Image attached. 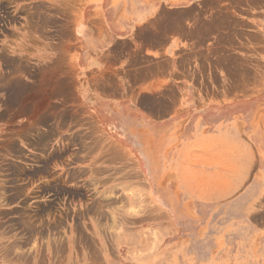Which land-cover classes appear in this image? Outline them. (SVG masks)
I'll use <instances>...</instances> for the list:
<instances>
[{
  "label": "rangeland",
  "instance_id": "rangeland-1",
  "mask_svg": "<svg viewBox=\"0 0 264 264\" xmlns=\"http://www.w3.org/2000/svg\"><path fill=\"white\" fill-rule=\"evenodd\" d=\"M88 1L0 0V264H264V0H103L178 36L159 98L187 102L158 132L150 107L75 106ZM152 151L179 187L152 186Z\"/></svg>",
  "mask_w": 264,
  "mask_h": 264
},
{
  "label": "crops",
  "instance_id": "crops-1",
  "mask_svg": "<svg viewBox=\"0 0 264 264\" xmlns=\"http://www.w3.org/2000/svg\"><path fill=\"white\" fill-rule=\"evenodd\" d=\"M129 7V9H128ZM141 8V7H140ZM153 7L138 9V5L103 3L89 0L73 10L71 17L70 76L72 99L77 108L86 109L87 122H103L104 109L150 107L151 130L170 129L173 107L187 101L159 98L160 91L179 90L175 83L160 85V56L176 49L177 37L173 26L159 32V20L153 18ZM166 34V35H164ZM169 81V72L166 75ZM161 86V87H160ZM150 94L149 103L142 96ZM196 103V102H195ZM201 103H196L200 107ZM204 106V105H203ZM160 108L162 116L160 115ZM150 176L153 187L167 175V188L180 186L179 179L170 181L174 170L168 163L157 160L152 151ZM146 168V164H144ZM155 173H157L155 175ZM238 180L234 177V187Z\"/></svg>",
  "mask_w": 264,
  "mask_h": 264
}]
</instances>
